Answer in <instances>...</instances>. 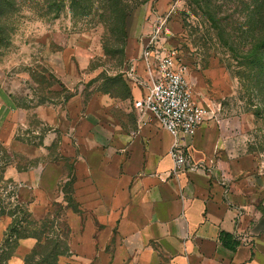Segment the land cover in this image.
<instances>
[{
	"label": "rangeland",
	"instance_id": "obj_1",
	"mask_svg": "<svg viewBox=\"0 0 264 264\" xmlns=\"http://www.w3.org/2000/svg\"><path fill=\"white\" fill-rule=\"evenodd\" d=\"M257 1L10 0L11 39L0 50V192L9 208L26 204L47 235H69L72 252L59 264H95V246L83 241L89 213L82 205L81 215L74 212L65 190L76 198L69 177L95 176V114L135 128L125 73L157 24L208 111L201 125L216 139L212 177L231 206L264 221V9ZM11 220L0 215V244ZM36 243L21 239L9 264H24Z\"/></svg>",
	"mask_w": 264,
	"mask_h": 264
},
{
	"label": "crops",
	"instance_id": "obj_2",
	"mask_svg": "<svg viewBox=\"0 0 264 264\" xmlns=\"http://www.w3.org/2000/svg\"><path fill=\"white\" fill-rule=\"evenodd\" d=\"M128 82L134 101L144 88ZM136 112L132 130L95 114V176L75 182L77 201L89 213L83 241L95 246V264H264V221L231 206L208 169L214 131L200 125L181 135L190 163L174 171L168 153L174 135L155 120L142 125ZM221 231L240 242L235 250L221 243Z\"/></svg>",
	"mask_w": 264,
	"mask_h": 264
},
{
	"label": "built area",
	"instance_id": "obj_3",
	"mask_svg": "<svg viewBox=\"0 0 264 264\" xmlns=\"http://www.w3.org/2000/svg\"><path fill=\"white\" fill-rule=\"evenodd\" d=\"M162 24L143 38L140 54L127 67L128 78L144 88L134 99L142 125L155 120L175 137L169 150L174 171L189 165V155L181 144V135H193L208 117L206 107L196 99L188 68L175 48L162 42ZM138 60L143 73L138 72Z\"/></svg>",
	"mask_w": 264,
	"mask_h": 264
},
{
	"label": "trees",
	"instance_id": "obj_4",
	"mask_svg": "<svg viewBox=\"0 0 264 264\" xmlns=\"http://www.w3.org/2000/svg\"><path fill=\"white\" fill-rule=\"evenodd\" d=\"M10 0H0V50L10 44V21L9 18L13 16L14 10L11 6ZM259 13L264 9V0L257 1ZM260 47H264L261 45ZM264 59L261 66L263 67ZM70 97V96H69ZM68 99V98H67ZM43 103L44 100H41ZM75 183V178L69 177L68 184ZM72 193L68 202L71 204L69 207L74 212L83 213L81 204L74 197V189L65 190V193ZM9 215L12 217L7 229L5 230L3 241L0 244V264H9L10 258L13 256L19 241L24 238L34 237L37 243L26 254L24 264H59L61 256L71 254V247L68 241L69 235H61L56 232L52 235L46 234L48 231L45 224L36 227L34 221L31 219V211L26 204L17 203L14 207H7L3 205L1 192H0V215ZM221 243L229 249L235 250L240 244L238 240L233 239V235L229 232L221 231L219 235Z\"/></svg>",
	"mask_w": 264,
	"mask_h": 264
}]
</instances>
